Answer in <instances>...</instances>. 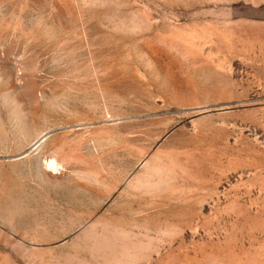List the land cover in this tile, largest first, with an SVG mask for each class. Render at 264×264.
I'll return each instance as SVG.
<instances>
[{
    "label": "rangeland",
    "instance_id": "obj_1",
    "mask_svg": "<svg viewBox=\"0 0 264 264\" xmlns=\"http://www.w3.org/2000/svg\"><path fill=\"white\" fill-rule=\"evenodd\" d=\"M0 264H264V0H0Z\"/></svg>",
    "mask_w": 264,
    "mask_h": 264
}]
</instances>
